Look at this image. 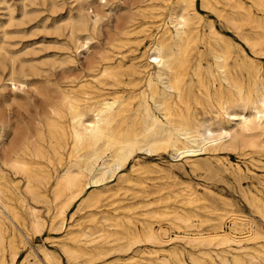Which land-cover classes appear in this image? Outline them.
<instances>
[{"label":"bare ground","instance_id":"1","mask_svg":"<svg viewBox=\"0 0 264 264\" xmlns=\"http://www.w3.org/2000/svg\"><path fill=\"white\" fill-rule=\"evenodd\" d=\"M79 1L76 12H69L65 19L67 53L64 61L69 65L64 69L62 86L46 87L41 92L45 114L34 122L20 120L14 126L8 119H0L5 133L9 134L8 140H4L3 131L0 133V179L16 185L11 173L24 178V189L34 203L24 197L20 201L28 209L33 232L44 225L38 213L39 202L54 209L50 229L62 228L66 211L81 198L83 191L90 186L96 187L82 199L87 206H93L103 187L115 179L137 150L149 154L172 151L173 156L186 154L189 158L204 152L234 150L241 156L249 154L257 161V166L264 169V63L259 58L264 56L262 40L239 34L251 53L242 46L231 49L212 22L205 23L197 16L194 0H163L169 13L156 24L154 31L145 34L149 43L137 53L144 39L136 35L137 18L156 0H132L133 7L128 14H116L104 45L98 43L97 48L90 50L97 40L99 23L104 16L101 8L107 0ZM224 1L226 5L232 0ZM252 3L264 8V0H252ZM86 4L94 7L93 18L85 11ZM239 8L240 2L235 0L229 10H218V15L236 34L239 32ZM197 38L201 46L195 45ZM80 54L84 55L82 62L77 59ZM192 59H195L194 65L190 64ZM8 76L13 92L23 87L24 81L13 69ZM37 159H44L51 166V172ZM191 162L197 164L194 159ZM56 164L60 168L54 167ZM207 166L218 174L227 170L237 174L242 169L238 165H226L220 156H215L213 162L207 161ZM124 175L121 173L117 179L126 180ZM50 178L54 182L49 188L52 195L47 199L44 187ZM257 180L260 188L246 198L264 219V177L257 176ZM7 185L0 186V264H4L5 251H8V264H14L19 256L16 239L25 243L30 237L27 228L26 233L22 231L24 239L18 232V221H14L19 217L16 213L10 218V224L4 221L6 210L14 209L5 199ZM198 200L200 198L194 196L186 201L193 204ZM193 215L192 209L173 210L171 224L181 228L178 224L181 222L188 227L192 225ZM55 219L59 221L53 224ZM214 228V232L180 230L170 234L161 225L153 227L145 223L142 231L131 233L125 250L143 238L160 245L148 253L165 250L162 248L164 242L183 239L191 246H222L215 250L222 264L230 263L228 252L233 264H264L263 253L250 252L249 243L242 244L244 240L261 236L256 227L239 235L232 233V229H237L236 222L229 230H216L221 228L216 225ZM104 232L106 237L110 235L106 234L107 230ZM92 234L82 230L74 235L70 228L66 236L76 240L77 245L72 247L63 241L60 248L72 260L82 254L106 255L123 249L108 244L110 240L100 242L103 233ZM80 235L83 238H78ZM198 248L209 259L199 260L191 254L196 264H220L211 256L213 249ZM40 252L44 264H62L47 247H40ZM170 254L175 255L177 251L173 249ZM148 261H140V264H171L164 255ZM21 264H40V260L31 261L26 253ZM176 264L186 263L177 257Z\"/></svg>","mask_w":264,"mask_h":264},{"label":"rangeland","instance_id":"2","mask_svg":"<svg viewBox=\"0 0 264 264\" xmlns=\"http://www.w3.org/2000/svg\"><path fill=\"white\" fill-rule=\"evenodd\" d=\"M131 1L107 0L101 8L104 11V16L99 23L97 40L91 44L90 50L97 48L98 43L104 45L105 36H107L109 27H113L116 14H128L133 7ZM234 1L232 0L229 4L233 5ZM238 1L240 2L238 34L233 31L225 19L218 15L219 9H230L228 3L224 5V0H194V7L197 16L202 17L205 23L212 22L224 35L226 41L230 43L231 49L236 50L242 46L248 53H251L249 45L240 35H245L252 40L260 39L262 40L261 45L264 47V8L253 4L252 0ZM79 3V0H0L1 120L8 119L14 126L20 120L34 122L35 118L45 114L46 106L41 92L46 87L54 89L58 85L62 86L64 69L69 65L64 61L67 53L64 47L65 19L69 12L72 14L76 12L75 8ZM84 9L91 18L94 17L93 6L86 4ZM168 13L169 9L165 2L156 0L150 8L138 16L136 35L140 34L144 39L139 45L137 53H141L149 43V38L145 34L148 31H154L156 24ZM198 40L199 38L195 45L201 46ZM194 52L192 50V53ZM259 58L264 63V56ZM77 59L78 62H82L84 55L80 54ZM190 64L194 65L195 59L190 60ZM203 64L206 65V61H203ZM12 69L15 75L24 81L23 87L15 90L16 92H13L7 79ZM13 94L15 95L13 96ZM4 95L7 97L5 98ZM1 132L4 134L3 139L8 140L9 134L5 133L6 131L0 124ZM203 154L199 153L189 158L186 154L173 156L172 151L160 150L149 154L143 150H137L127 165L119 170L115 179L103 187V191L99 193L100 196H97L98 202L93 206H87L82 199L93 192L96 187L90 186L83 191L81 198L74 201L66 211L62 228L50 229L54 209L39 202L37 204L38 213L43 217L44 225L38 232L32 231L28 209L20 201L21 197H24L26 201L34 203L31 195L24 189V178L11 173V177L16 178L17 186L7 180L0 179V186L8 184L5 187V199L14 205V209L6 210L4 221L6 224H10V218H13V214L16 213L19 217L14 221H18L20 229L18 227L17 229L21 233V237L23 238L22 231L26 233L27 229L30 234L29 242L25 240V243H21L19 239H16L19 256L14 264H21L26 253L31 261L38 259L40 264H44L39 254L41 253L40 247L43 246L50 249L62 264H85L87 262L88 264H140V261L148 263L149 258H156L159 255L168 257L171 264H176L177 257L182 258L186 264H196L190 258L191 254L199 257V260L209 259L208 256L201 253L198 247L208 248L206 250L213 249L214 251H210L211 256L222 264L215 256V250L222 246H191L183 239L164 242L162 248L165 250L148 253L151 249L160 248V245L143 238L132 244L130 249L125 250L126 242L131 240V233L142 231L145 223H150L153 227L161 225L167 228L170 234L180 230H187L190 233L214 232V225L221 226L216 230H229L234 222L237 223V229H232V233L235 235H239L241 232L247 233L249 229L256 227L255 229L261 233V236L255 240H244L242 244L249 243L250 252L257 251L264 255V219L256 213L246 198V196L250 197L257 188H260L261 184L258 182L257 176L264 177V169L259 168L257 161L249 154L241 156L239 151L221 150ZM215 156H220L228 166L230 163L233 166L242 167L240 173L232 174L229 172L230 170H227L223 174H218L210 171L207 161L213 162ZM192 159L197 161V166L192 164ZM37 160L43 163V166L46 165V169L51 172V166L44 159ZM57 166L56 164L54 167ZM58 168L60 167L58 166ZM121 173L125 174L126 180L119 181L117 179ZM53 180L50 178L44 187L47 199L52 195L49 188L54 182ZM194 196L199 197L200 200L188 204L186 200ZM203 204L208 207H204ZM184 209L194 210L195 215L191 217L192 225L187 227L184 223L179 222L181 228H176L171 224V221L174 220L173 210L180 212ZM151 212L152 214H150ZM162 212L168 213L163 214ZM160 214L162 215L160 216ZM58 221L59 219H55L53 224ZM70 228L74 230V235L82 230H87L93 233L92 236L104 234V230H107L106 234L110 235L108 237L105 234L102 235L100 242L110 240L108 244H114V246H120L123 249L106 255L87 253L80 255L76 260L69 259L60 246L63 241L72 247L77 245L76 240L66 236V231ZM78 238L81 239L83 236L80 235ZM28 244L29 246H27ZM232 245L236 246V244ZM173 249L177 251V254H170ZM131 255H134L132 259L129 258ZM4 257V264H8V251H5ZM227 257L230 260L229 264H233L231 253L228 252Z\"/></svg>","mask_w":264,"mask_h":264}]
</instances>
